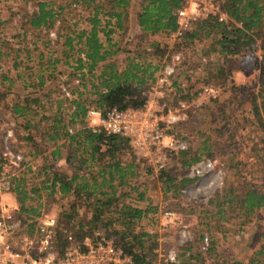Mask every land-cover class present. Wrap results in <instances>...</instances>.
I'll return each instance as SVG.
<instances>
[{"label": "trees", "instance_id": "trees-1", "mask_svg": "<svg viewBox=\"0 0 264 264\" xmlns=\"http://www.w3.org/2000/svg\"><path fill=\"white\" fill-rule=\"evenodd\" d=\"M131 1L36 0L34 10L20 17L17 48H12L9 42H0V70L9 60L14 71L13 76L10 69L0 73V107L16 122L15 137L27 150L26 156L41 161L34 168L24 163V171L10 176L8 191L15 198L14 215L20 221L16 236H35L41 198L45 195L54 200L59 195L67 200L61 218L73 223L67 232L74 242L105 231L104 236L137 263L154 264L155 250L159 247L157 234L136 227L142 219L157 212L146 195L145 186L139 182L142 175L153 173V166L134 154L127 138L95 134L86 128V112L89 108L142 109L150 88L164 66L170 64V56L180 51L185 57L187 49L197 44L200 55L206 59L205 83L214 79L215 83L225 86L226 79L232 75L233 62L249 57L256 65V51L261 52L260 75L264 82V0H225L221 3L225 16L222 21L209 17L193 23L175 40L171 51L167 44L152 40L145 46H137L120 60L117 56L121 50L117 42L112 43L111 36L126 33ZM180 6L179 0H140L134 21L142 39L168 37L175 32L174 12ZM80 24H84L83 28L78 27ZM29 32L34 35L31 40L27 38ZM51 33L56 35L53 45L61 43L60 58L43 62V55L39 54L36 70L25 64L31 52L37 51L39 40L45 39L49 47L47 38ZM60 63L70 69L68 76L78 81L70 97L48 86L56 80ZM189 69L192 68L188 62L179 57L174 75L163 88H171L181 100L196 97L199 89L182 87L178 82L182 75L187 77ZM17 84L20 87L15 90ZM230 88L234 94L228 101L220 104L217 99H211L206 107L211 123L223 120L220 130L206 131L186 150L168 153L177 158L182 170L210 156L216 148V139L228 125L245 124L247 117L241 114L247 105L252 115L249 126H255V131L248 130L246 135L252 142L249 151L254 160L264 162V95L261 91L245 93L246 87ZM222 152L232 179H226L222 193L206 205H190L185 212L201 215L202 231L219 230L222 222L242 229L264 207V185L259 186L254 179V174L260 173L263 166H252L244 172L235 153L228 149ZM62 158H65L64 167H55ZM5 163L0 149V173ZM158 173L162 195L176 202L182 190L195 182V178L178 175L175 168ZM84 209L89 212V220L78 219L81 210L86 212ZM203 239L201 233L180 248V264H204L199 250L194 251ZM53 244L57 255L69 245L66 233L58 227ZM210 244L213 246L214 242ZM257 256L264 258L263 248L254 253L250 264L260 263Z\"/></svg>", "mask_w": 264, "mask_h": 264}, {"label": "rangeland", "instance_id": "rangeland-1", "mask_svg": "<svg viewBox=\"0 0 264 264\" xmlns=\"http://www.w3.org/2000/svg\"><path fill=\"white\" fill-rule=\"evenodd\" d=\"M35 1L36 0H0V23H2L0 24V42H9L12 48H17L19 44L18 33L20 17L24 12L30 13L34 10ZM139 3L140 0L131 1L126 33L114 34L111 36L112 43L117 42L121 50L117 59H123L127 53L134 52L137 46H145L148 41L152 40L159 41L161 44H167L169 46V51L175 46V41H172L169 36L142 39L143 37L134 21L135 14L139 10ZM83 26L84 24H80L78 27L83 28ZM32 36L34 35L29 32L27 35L28 40H31ZM55 36L52 33L48 36L47 40H49L48 43H50L49 47H46L47 41L45 39L39 40L36 46V48H38L37 51L33 50L34 52H31V57L26 59L27 61L25 64L34 66L33 69L36 70V62L38 61L39 54L43 55V62H46L48 58H60L59 50L61 43L53 45ZM101 39L103 43L106 44L103 36ZM200 50V45L197 44L193 49H187L185 57L184 53L179 51L168 59L170 64H175L177 62L173 60V57L179 55L181 60L184 58L191 66L192 69H189L188 74H186L189 80L182 75L178 82L182 87L193 86L194 90L199 89L200 91L196 97L191 100H181L171 88L168 90L162 88L161 91L163 95L161 97L159 88L154 85L150 88L148 95V102H151L153 107L165 104L173 112L175 111L179 120L174 125L168 127L164 126L163 129L165 131L170 130L171 133L166 132L168 135H171L176 140L184 142L186 149L197 140L196 138L200 136V134L206 131L210 132V130L214 129L220 130V127L223 126L224 122L221 119L217 120V123H211L212 119L206 110L211 99H217L220 104L228 101L234 94V91L230 88L231 86L236 88H248L245 93L254 92L257 94L261 91L260 93L264 95V82L260 75V51L254 53V57L257 58L256 65L253 61L249 60V57L246 59H238L237 63L234 61L232 75L226 79V85L221 86L219 83H215L214 79L209 84L204 82L206 59L202 58ZM12 64L13 63L8 60L2 65L0 73L10 69L12 72L10 76H13L14 71H12ZM119 65L122 66V62H120ZM57 69L58 75L56 80L48 86L52 89L56 88L59 90V93H64L65 97H70V91L78 84V81L68 76L71 71L63 63L58 64ZM178 71L181 72V69H178ZM19 87V84H17L15 90H18ZM204 89H208L209 93L204 94ZM9 98L10 97H8V100ZM245 110V113L241 115L247 117L246 123L242 125L230 124L224 129L222 134L216 139L217 145L215 144L216 148L212 151L211 155L202 159L204 161L210 160L213 164L212 169L202 170L199 176H195V174L191 172L192 166L186 170H182L177 158L175 156H169V151L165 149L164 155H166V161L161 169L153 163L143 159L146 163L153 166L154 170L152 174L142 175V177L139 178V182L142 186H145L146 195L150 198L152 204L157 207V212L142 219L140 224L136 227L137 229L139 227L150 233L157 234L156 241L159 247L155 250L157 257L154 264H167L165 262V252L168 249L175 248L180 253V248L186 244V242L181 241L179 237V232L183 226L189 231L187 242H193L201 233L204 235V238H207V244L202 241L201 244L194 247V251L199 250L204 264L228 263L231 261L250 264V259L254 257V253L261 248L264 249V207L257 212L252 222L242 229L233 223L222 222V228L219 230L213 228L210 232L201 230L202 226L199 224V216L201 215L199 213L190 215L185 214L188 206L206 205L212 197L221 194L226 179H232L233 175L228 170V162L222 154L223 149H228L235 153L236 160L242 163L241 169H243L244 172L249 171L252 166H263L260 173L257 172L254 174V179L259 186L264 185V162L254 160L249 151L252 142L246 139V135L248 130L255 131V126H249V120H251L252 115L249 113L248 105L245 107ZM236 114H238V112ZM16 127L17 124L13 118L0 107V149L6 159V163L3 164L2 172L0 173V201L11 207L16 206L15 212L17 210L15 198L13 194L8 191L10 176L24 171V163L34 168L41 162L40 158H29L26 156L27 150L15 137ZM229 142H232L230 146H228ZM236 142L238 145H233ZM49 149L51 150L52 146ZM64 163L65 158H62L59 162L55 163V167L62 168L65 165ZM169 168H175L178 175L195 178L193 184L182 190L181 198L178 202L166 199L160 190L158 171H164ZM53 199L54 200H51L45 195L41 198V212L38 220L45 216L52 217L56 220V227L68 235L70 233L67 232V229L73 227V223L61 218V213L67 200L61 198L59 195L53 197ZM85 211L86 212H82L81 210L79 212L81 217L79 216L78 219L89 220V212L88 210ZM164 212H173L175 214L176 219L173 224H168L166 220L163 219ZM100 233L103 235L106 234L105 231H100ZM24 236L27 235L16 236L17 242ZM32 240L33 243H35L34 236ZM211 242H214L213 246L210 244ZM210 248L212 249L210 250ZM208 249L209 251H207ZM256 260L264 264L263 257L257 256Z\"/></svg>", "mask_w": 264, "mask_h": 264}, {"label": "built area", "instance_id": "built-area-1", "mask_svg": "<svg viewBox=\"0 0 264 264\" xmlns=\"http://www.w3.org/2000/svg\"><path fill=\"white\" fill-rule=\"evenodd\" d=\"M180 8L174 12L176 30L169 35L172 41L177 40L195 22L209 17L222 21L225 16L221 12V3L225 0H179ZM179 60V55L173 57ZM175 64L164 66L161 74L155 82L159 88V94L167 79L174 75ZM204 94L209 90L204 89ZM177 112V111H176ZM179 117L165 104L153 107L151 102L146 103L142 109L125 110H100L89 108L86 112L85 127L95 134L116 135L127 138L129 145L138 158L153 163L162 168L166 155L164 149L169 152L183 151L185 143L168 135L163 127L174 125ZM210 160H201L192 166L191 172L199 176L202 170L212 169ZM16 206H9L0 201V264H139L134 258L118 248L100 232H94L92 236H85L80 242H74L68 234L69 245L62 254L57 255L53 244L56 220L52 217H43L37 224L35 243L29 236H24L17 242L16 234L20 230V221L15 218ZM163 219L168 224H173L175 214L164 212ZM181 241L187 242L189 231L183 226L179 232ZM207 244V238L203 239ZM179 252L175 248L165 252L167 264H180Z\"/></svg>", "mask_w": 264, "mask_h": 264}]
</instances>
